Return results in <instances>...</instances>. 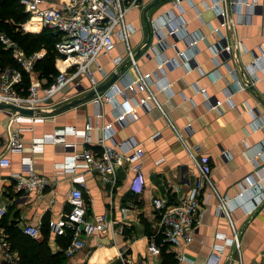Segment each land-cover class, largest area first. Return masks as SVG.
Wrapping results in <instances>:
<instances>
[{
    "label": "crops",
    "instance_id": "obj_1",
    "mask_svg": "<svg viewBox=\"0 0 264 264\" xmlns=\"http://www.w3.org/2000/svg\"><path fill=\"white\" fill-rule=\"evenodd\" d=\"M59 1L66 0L47 3L53 6ZM216 1L220 2L214 6ZM232 1L180 0L174 5L173 0H138L125 17L132 29L128 44L133 60L141 72L152 71L151 90L185 145L207 167L216 193L226 201L228 216L218 213V198L205 185L206 201L201 204L193 239L175 253L165 247L158 254L147 250L158 229L152 199L177 201L197 177V170L151 101L134 108L137 118L126 115L122 122L115 120L133 106L134 98L143 95L123 89L99 106L88 99L43 121L23 124L21 150L16 152L8 149L9 131L15 124L0 110V157L10 160L8 166L0 165V206L6 209L0 216V238L10 251L16 253L7 241L9 227L26 234L23 228L32 225L39 231L32 238L44 239L50 255L62 253L59 264H248L264 257V60L258 57L264 49V0ZM172 24L182 25L185 38L178 31L167 34ZM190 40L195 42L189 45ZM124 51L125 45L116 38L114 48L97 58L102 70L95 73L98 83L115 73L113 58L124 56ZM176 51L182 52L179 58ZM163 59L169 61L159 66ZM117 70L132 75L127 57ZM115 83L119 85L118 80ZM80 84L88 87L87 79ZM69 93L75 94L74 86L55 98ZM216 101L219 104L213 106ZM88 123L87 141L65 133L63 142H48L54 130H82ZM107 123L112 126L107 144L113 141L120 151L135 146L143 150L141 183L135 182V173L126 164L117 168L114 183L95 172H84L81 190L87 215L105 214L113 220L112 229L84 234V247L66 256L62 240L49 226V221L69 209L71 175L58 164L73 142L76 151L82 147L100 150L98 138ZM40 137L47 143L35 151L31 141ZM23 158L32 161L38 175L55 179L54 189L49 185L38 191L17 190L13 176L20 173ZM233 231L238 245L231 240ZM5 263L0 248V264Z\"/></svg>",
    "mask_w": 264,
    "mask_h": 264
},
{
    "label": "built area",
    "instance_id": "obj_2",
    "mask_svg": "<svg viewBox=\"0 0 264 264\" xmlns=\"http://www.w3.org/2000/svg\"><path fill=\"white\" fill-rule=\"evenodd\" d=\"M17 1L22 5L23 11L28 14L26 22L35 18L39 22V30L46 27L57 33V40L54 43V50L57 53L54 65L57 72L50 83H46L44 77H40L38 74L34 75L35 63L42 57L44 50L41 49L28 55L15 41L0 31L2 48L9 51L18 64V68L4 67L0 69V102L31 109H47L77 94L94 89L100 84L95 73L102 71L97 63V58L100 55L108 54L114 48L115 39L117 38L125 45L124 56L130 61L132 75L129 71L118 74L117 66L124 56L114 57L113 71L118 75L116 80H118L120 86H117L114 82L106 91L97 92L90 100L94 105L99 106L104 101H110L114 92L123 91V89L129 92H142L141 97L133 99V106L128 110H124L115 120L122 122L126 115L137 118L134 108L145 106L148 101H151L160 110L166 125L174 130L176 139L186 148L192 165L197 170V177L177 201L170 202L162 197L152 199V207L158 215V229L155 237L153 236V239L149 241L147 250L151 254H158L160 248L165 247L167 250L174 252L178 247L186 245L193 239L201 204L206 201L203 191L205 185L209 186L218 198L216 203L218 213L228 216L226 201L216 193L209 179L207 167L201 164L185 145L182 134L173 127L168 114L162 109L151 90L152 71L141 72L132 58V51L128 44L132 29L126 22L125 17L131 9L138 5V0H66L59 1L53 6H50L47 0ZM179 1L173 0L174 5H179ZM219 2H214V6H217ZM232 2L233 4H249L254 1L240 2L233 0ZM219 10L224 14V9L219 8ZM25 23L22 29L29 31L25 28ZM167 30L168 35L177 34L178 31L181 37L185 38L182 25L177 27L172 24L171 28L167 27ZM262 37L264 38V32ZM194 42L195 40H190L189 45ZM171 45L175 47L174 43ZM229 47V45H226V49H229ZM181 53V51H176L175 58H179ZM258 57L264 60V49ZM168 61L169 59H163L159 66ZM23 72L29 76L30 80L29 85L24 90L20 87ZM105 76H108V74H104ZM82 78L87 79L88 87H81L80 80ZM69 85L74 86L75 94L69 93L58 99L55 98V95L62 92ZM240 85L242 87V84ZM218 104L219 102L216 101L213 106ZM3 111L8 113L10 122L15 124L9 131L8 149L12 152L20 151V136L24 130L22 125H31L43 121L45 116H29L16 114L9 110ZM111 127V124L107 123L105 125L106 131L98 138V143L101 146L100 150L92 151L87 147H82L79 151H76V143L73 142L66 149L69 154H67L65 160L58 164L71 175L72 185L67 195L69 209L60 213L56 220L49 221V226L52 227L57 236L69 234V243L63 249L66 256L84 247V234L112 229L113 220L107 218L105 214H94L90 218L87 215V206L81 190L83 184L82 174L84 172H95L114 183L117 168L126 164L127 168L135 173V182L140 186L143 150L135 146L126 151H120L113 141L107 144L105 140L111 139L108 132ZM26 128L30 129L31 127L27 126ZM90 128L91 125L88 123L85 124L82 130L73 128L57 129L50 134L48 142H63L65 133H72L87 141V131ZM44 143H47V141L40 137L31 141V147L35 151L42 150ZM9 164L10 160L7 157H0L1 166H8ZM13 178L14 187L19 191H38L49 185H52V189H54L55 179L49 180L35 173L32 161L29 158L21 159L20 173L15 174ZM5 212V207L0 206V216L4 215ZM23 232L31 237H37L39 234L37 227L32 225L25 226ZM231 240L238 245L235 231H233ZM0 248L4 259L8 263L16 264L18 259L16 253L7 248L6 242L2 238H0ZM176 257L177 259L182 258L179 252L176 253ZM216 259L217 257L213 259L212 263H215ZM248 264H264V257L260 260H253Z\"/></svg>",
    "mask_w": 264,
    "mask_h": 264
},
{
    "label": "trees",
    "instance_id": "obj_3",
    "mask_svg": "<svg viewBox=\"0 0 264 264\" xmlns=\"http://www.w3.org/2000/svg\"><path fill=\"white\" fill-rule=\"evenodd\" d=\"M27 20L28 14L23 11L22 5L17 0H0V31L15 41L28 55L41 49L44 50L42 57L36 61L34 69L40 65L38 76L44 77L46 83H50L57 72L54 65L57 57L54 50L57 33L46 27L39 30V25L36 24L38 22H32L35 25L29 26V31H25L22 26ZM4 67L18 68V64L0 43V69ZM29 83V76L23 72L20 87L24 90ZM7 235L10 249L18 255L16 264H59L63 258L60 252L50 255L44 239L32 238L13 227H9ZM59 237L62 240V246L65 247L70 240L69 234Z\"/></svg>",
    "mask_w": 264,
    "mask_h": 264
},
{
    "label": "water",
    "instance_id": "obj_4",
    "mask_svg": "<svg viewBox=\"0 0 264 264\" xmlns=\"http://www.w3.org/2000/svg\"><path fill=\"white\" fill-rule=\"evenodd\" d=\"M117 77H118V75L116 73H114L107 79V81L97 85L94 89H89L83 93L77 94L76 96H74V97H72L66 101H63V102H61V103H59V104H57L51 108L31 109V108L16 106V105H13L10 103L0 102V110H9L10 112H13L16 114L29 115V116H33V115H43V116L56 115V114L65 112L69 109H72V108L84 103L85 101L90 99L93 95H95L97 92H103L104 90H106L109 86H111L115 82Z\"/></svg>",
    "mask_w": 264,
    "mask_h": 264
},
{
    "label": "rangeland",
    "instance_id": "obj_5",
    "mask_svg": "<svg viewBox=\"0 0 264 264\" xmlns=\"http://www.w3.org/2000/svg\"><path fill=\"white\" fill-rule=\"evenodd\" d=\"M33 24H34V23L30 22V25H29V24L26 22V23H25V26L29 28V26H33ZM36 24L39 25V23H36ZM28 25H29V26H28ZM34 25H35V24H34ZM39 27H40V25H39ZM33 32H35V31H33ZM36 32H37V31H36ZM39 68H40V65H37L36 68L34 69V75H37V74L39 73V71H40Z\"/></svg>",
    "mask_w": 264,
    "mask_h": 264
},
{
    "label": "bare ground",
    "instance_id": "obj_6",
    "mask_svg": "<svg viewBox=\"0 0 264 264\" xmlns=\"http://www.w3.org/2000/svg\"><path fill=\"white\" fill-rule=\"evenodd\" d=\"M29 22H38L35 18H33L32 20H30V21H28V23ZM39 23V22H38ZM25 28H26V26H25ZM27 29V28H26Z\"/></svg>",
    "mask_w": 264,
    "mask_h": 264
}]
</instances>
